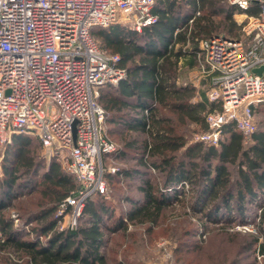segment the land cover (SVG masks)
Returning a JSON list of instances; mask_svg holds the SVG:
<instances>
[{"label": "trees", "instance_id": "obj_1", "mask_svg": "<svg viewBox=\"0 0 264 264\" xmlns=\"http://www.w3.org/2000/svg\"><path fill=\"white\" fill-rule=\"evenodd\" d=\"M240 11L227 0H154L156 19L139 31L122 23L92 29L100 46L118 54L126 69L123 79L100 89L98 100L105 110L106 134L118 143L102 157L134 161L103 174L127 208L114 214L106 195L93 193L75 226L58 227L59 204L78 184L55 155L47 162L35 158L41 146L36 138L13 133L1 157L0 264H138L135 246L143 238L128 230V224L147 223L151 237L150 224L158 222L170 199L167 188L174 187L176 196L179 184L188 187L186 206L200 213L203 232L207 221L245 223L255 204L256 232L228 231L233 253L227 264H254L257 256L264 260V120L246 138L226 122L217 145L188 140V125L205 130L206 114L220 108V102L208 100L204 90L189 82H176L182 57L188 67L198 64L200 40L217 30L229 37L241 35L233 19ZM261 109L264 103L253 107ZM132 178L139 182L131 184ZM131 187L140 198L131 194ZM12 210L25 226L34 223L23 230V224H14ZM195 231L189 226L185 234ZM112 235L111 256L102 247ZM183 243L187 250L195 249Z\"/></svg>", "mask_w": 264, "mask_h": 264}, {"label": "built area", "instance_id": "obj_2", "mask_svg": "<svg viewBox=\"0 0 264 264\" xmlns=\"http://www.w3.org/2000/svg\"><path fill=\"white\" fill-rule=\"evenodd\" d=\"M227 1L241 9L235 15L242 36L199 41L201 60L216 73L207 99L220 102L206 114L207 128L193 134L192 141L208 145L218 144L226 122L248 137L253 107L264 103V0ZM153 6L154 0H0V144L23 133L62 156L78 187L59 204L58 223L70 212L75 226L85 200L106 195L102 156L117 147L98 97L126 69L92 29L122 21L139 31L155 21Z\"/></svg>", "mask_w": 264, "mask_h": 264}, {"label": "rangeland", "instance_id": "obj_3", "mask_svg": "<svg viewBox=\"0 0 264 264\" xmlns=\"http://www.w3.org/2000/svg\"><path fill=\"white\" fill-rule=\"evenodd\" d=\"M199 12V11H197ZM196 14H199L197 13ZM238 13V12H235ZM233 14V19L236 24L238 16ZM118 23H122L118 22ZM124 24V23H122ZM125 25V24H124ZM127 26V25H126ZM241 32V29L238 30ZM225 33L224 30H217L215 34ZM242 36L241 35L239 37ZM95 40L99 45L102 46L100 38L95 37ZM199 61L197 67L193 69H186V82L196 85L204 91H208L211 83L209 82L210 68L207 66L203 60ZM212 86V85H211ZM264 120V109L254 111V123L255 128L262 125ZM198 125L190 123L188 125V130L186 131V137L188 140L192 141L193 134L199 131H202L198 128ZM112 141L117 145L116 138H113ZM33 146H36V141H33ZM37 147V146H36ZM5 144H0V175H1V157L2 153L5 150ZM35 158H43L46 162L49 160L51 153L49 151H44L41 146L37 147L35 152ZM55 160L60 163L61 168L64 169V160L61 155L55 156ZM134 161L130 159H117L112 156L102 157V166L104 171L114 172L119 167L124 165H130ZM111 168H114V171H111ZM42 172V171H40ZM159 176V175H158ZM139 182L137 178H132L130 180L131 184ZM188 187L185 185H177L175 189L178 190L176 196H172L174 193V187L170 186L167 188L166 192L170 194V199L168 204L165 207V210L162 212L161 217L158 219L157 223L150 224V227L154 232L150 237V233L145 231V224L129 223L128 230L139 234L143 238L142 244H137L135 246L136 257L139 261L138 264H227V261L232 257L233 247L229 240L228 231H252L256 232L254 223L257 222V214L259 210L255 204H251L249 215L246 218L245 223L233 222L226 223L222 219L218 221H207L208 228L206 231H202L203 226L201 225V220L198 218V212L190 210L186 206V189ZM131 194L140 198V193L135 191L133 187L130 188ZM114 189L110 188L107 183V193L106 197L108 202L115 208V213L120 212L127 208V205L121 198L114 195ZM32 196V195H31ZM31 196H26L27 198ZM22 197L23 199H27ZM10 216L13 218L14 224L21 225L23 224V219L16 216V211H11ZM80 216V214H79ZM79 216L76 219V224L79 220ZM70 212L66 214L58 223V227H68L70 225ZM106 222H109V218L105 219ZM34 223V222H33ZM33 223H29L27 226H31ZM25 224L22 225L23 230H27ZM194 226L196 227L195 234L186 235V227ZM70 227V226H69ZM224 230H222V229ZM221 229V230H219ZM226 230V232H225ZM200 231L203 232V235L200 234ZM181 234V235H180ZM180 235V237H179ZM115 235L110 236L107 246L104 249V252L107 255H111L110 248L114 246ZM40 238H42L40 236ZM190 242L195 246V249H186V243ZM163 242V243H162ZM162 243V244H161ZM181 244V245H180ZM178 247L182 248L181 251H178ZM187 250V251H186ZM112 256V255H111ZM249 262L253 260V256L248 259ZM254 264H264L263 258L257 256L256 260H253Z\"/></svg>", "mask_w": 264, "mask_h": 264}, {"label": "crops", "instance_id": "obj_4", "mask_svg": "<svg viewBox=\"0 0 264 264\" xmlns=\"http://www.w3.org/2000/svg\"><path fill=\"white\" fill-rule=\"evenodd\" d=\"M198 47H199V51L197 53V63H199V61L201 62V49H200V44H198ZM179 64L181 65V73L179 74L176 82L178 84H185L186 83V69H188V70L193 69L194 67H197V65H195L193 67L186 66V57H182L180 59V61H179ZM215 75H216V73L211 70L210 75H209V82L211 83V85H213V79H214ZM211 85H210V87H211ZM194 86L197 89L202 90L201 88L197 87L196 85H194ZM205 92H207V91H205ZM108 240H109V238H108ZM106 246L102 247V249L104 250L106 248Z\"/></svg>", "mask_w": 264, "mask_h": 264}, {"label": "water", "instance_id": "obj_5", "mask_svg": "<svg viewBox=\"0 0 264 264\" xmlns=\"http://www.w3.org/2000/svg\"><path fill=\"white\" fill-rule=\"evenodd\" d=\"M256 71H259V69H256Z\"/></svg>", "mask_w": 264, "mask_h": 264}, {"label": "bare ground", "instance_id": "obj_6", "mask_svg": "<svg viewBox=\"0 0 264 264\" xmlns=\"http://www.w3.org/2000/svg\"><path fill=\"white\" fill-rule=\"evenodd\" d=\"M239 17H241V16H239Z\"/></svg>", "mask_w": 264, "mask_h": 264}]
</instances>
